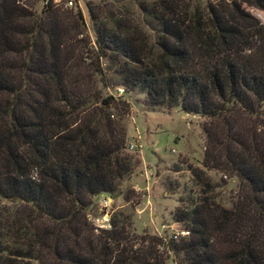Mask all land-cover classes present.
<instances>
[{
  "label": "trees",
  "instance_id": "16d2710c",
  "mask_svg": "<svg viewBox=\"0 0 264 264\" xmlns=\"http://www.w3.org/2000/svg\"><path fill=\"white\" fill-rule=\"evenodd\" d=\"M28 1L0 0V199L20 205L0 215V264H264V21L250 12L264 14V0L141 5L157 31L150 55L119 17L87 2L89 69L80 13L42 0L35 14ZM100 59L115 91L204 118L200 164L236 179L230 206L200 191L174 209L186 232L174 237L137 235L118 210L108 228L91 225V197L119 195L138 164L110 117L124 99L95 88L106 87ZM248 117L257 131L246 134Z\"/></svg>",
  "mask_w": 264,
  "mask_h": 264
},
{
  "label": "rangeland",
  "instance_id": "374dc122",
  "mask_svg": "<svg viewBox=\"0 0 264 264\" xmlns=\"http://www.w3.org/2000/svg\"><path fill=\"white\" fill-rule=\"evenodd\" d=\"M54 6L68 9L71 13L76 10L81 16V43L87 44L88 52L83 57V65L94 58L91 24L86 12V3L98 7V11L110 12L119 17L127 27L135 32V37L142 43L144 53L150 55L155 51L157 31L154 21L148 17L141 5L151 6L155 0H51ZM70 1V5H65ZM187 12L195 7L202 10L204 0H178ZM42 0H29L27 5L30 11L37 14L41 8ZM260 21H264V14L250 9ZM84 55V54H83ZM99 67L102 69L106 87L95 82L96 90L101 96L107 94L120 95L125 106L109 109L112 119H119L125 132L124 143L132 142V149L124 147V151L138 159V164L130 175L118 184L119 195L110 200L107 211L109 214L115 210L127 216L132 232L139 235L167 236L180 227V223L173 219L176 207H189V200L194 199L200 191H204L214 202L224 207L230 206L238 190L237 181L228 174L201 167L204 136L200 129L203 117L198 114L183 113L177 106L165 107L163 105H150L145 96L137 89L115 91L116 77L112 66L106 59H100ZM251 117L241 119L246 134L256 127ZM257 131V129H254ZM192 171L198 173L207 182V186L195 180ZM128 192V199L124 200L122 194ZM102 194L91 197V205L85 210L86 216L92 226L104 223L101 215L106 209L101 208L99 199ZM20 208L18 202L0 199V215ZM86 217V218H87ZM163 264H175L167 258Z\"/></svg>",
  "mask_w": 264,
  "mask_h": 264
},
{
  "label": "built area",
  "instance_id": "2783aa9c",
  "mask_svg": "<svg viewBox=\"0 0 264 264\" xmlns=\"http://www.w3.org/2000/svg\"><path fill=\"white\" fill-rule=\"evenodd\" d=\"M66 4L67 5H70V1H66L65 2V5ZM116 90L118 92H121L122 91L120 88H116ZM125 147L127 149H129V150L132 149V147H133L132 142L126 143L125 144ZM110 200H111V198L109 196L102 194V196L99 199V204H100L101 208L106 209L107 206H108V204H109V202H110ZM108 217H109V212L106 209V211H104L102 213L101 217H100L101 219L104 220V223H98V224L94 225V227L95 228H100V229L108 228ZM87 219H88V217H87ZM184 234H186L185 231H183V230H176V231H174L172 233V236L174 237L175 235H184ZM158 236H160V235H158Z\"/></svg>",
  "mask_w": 264,
  "mask_h": 264
}]
</instances>
